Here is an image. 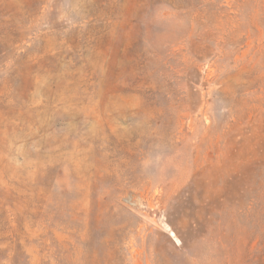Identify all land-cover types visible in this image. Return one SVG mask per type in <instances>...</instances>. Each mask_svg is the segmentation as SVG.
I'll return each mask as SVG.
<instances>
[{"label":"rangeland","instance_id":"obj_1","mask_svg":"<svg viewBox=\"0 0 264 264\" xmlns=\"http://www.w3.org/2000/svg\"><path fill=\"white\" fill-rule=\"evenodd\" d=\"M0 264H264V0H0Z\"/></svg>","mask_w":264,"mask_h":264}]
</instances>
